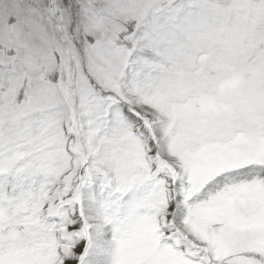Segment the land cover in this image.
<instances>
[{"label": "snow or ice", "instance_id": "snow-or-ice-1", "mask_svg": "<svg viewBox=\"0 0 264 264\" xmlns=\"http://www.w3.org/2000/svg\"><path fill=\"white\" fill-rule=\"evenodd\" d=\"M0 264H264V0H0Z\"/></svg>", "mask_w": 264, "mask_h": 264}]
</instances>
